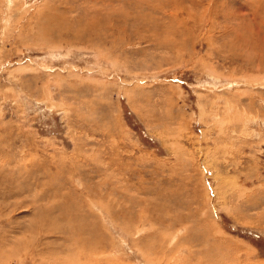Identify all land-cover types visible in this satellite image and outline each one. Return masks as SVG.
<instances>
[{
	"label": "rangeland",
	"instance_id": "obj_1",
	"mask_svg": "<svg viewBox=\"0 0 264 264\" xmlns=\"http://www.w3.org/2000/svg\"><path fill=\"white\" fill-rule=\"evenodd\" d=\"M0 264H264V0H0Z\"/></svg>",
	"mask_w": 264,
	"mask_h": 264
}]
</instances>
